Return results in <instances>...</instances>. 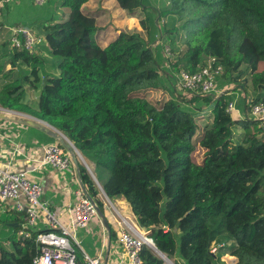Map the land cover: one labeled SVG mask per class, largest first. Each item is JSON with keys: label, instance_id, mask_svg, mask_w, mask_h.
<instances>
[{"label": "trees", "instance_id": "1", "mask_svg": "<svg viewBox=\"0 0 264 264\" xmlns=\"http://www.w3.org/2000/svg\"><path fill=\"white\" fill-rule=\"evenodd\" d=\"M88 1L32 2L24 17L16 15L23 19L16 27L35 29L42 43L50 39L62 53L49 63L37 51L12 48L10 33L0 47V105L48 122L95 164L106 195L125 198L163 253L144 245L145 264H164L161 257L169 264H224L226 254L240 264H264V132L257 121L227 112L239 87L254 90L243 99L264 102V0H167L158 9L148 0H117L147 37L122 30L106 46L96 17L83 11ZM60 8L66 14L52 22ZM209 65L221 70L219 87L234 89L219 96H152L173 94L174 78L163 70L194 73ZM25 85L38 90V101L23 102ZM193 99L206 102L210 126L198 123L206 112L200 108L196 116ZM199 146L201 162L193 155ZM79 166L104 213L94 178ZM13 212L3 222L9 248L0 241V264H33L39 245L34 237H17L26 214ZM77 264H87L81 250Z\"/></svg>", "mask_w": 264, "mask_h": 264}, {"label": "crops", "instance_id": "2", "mask_svg": "<svg viewBox=\"0 0 264 264\" xmlns=\"http://www.w3.org/2000/svg\"><path fill=\"white\" fill-rule=\"evenodd\" d=\"M91 0L86 2L83 5V11L85 14L95 16L97 19V23L102 27V30L98 36L99 43L102 46L108 45L111 41H113L117 35L120 33V25L115 23L117 18H120L122 22H129L135 29H137L143 37H147V33L139 27L138 22L135 18H131L127 15L126 11L122 9L117 0H101V4H98L94 8H87ZM149 5L151 7L164 8L167 7V0L161 2V0H148ZM32 0H13L7 6L0 7V18L7 17L8 15H22L26 12V5L32 3ZM55 4L51 5L54 7ZM66 10L64 8H60L58 11L54 13L53 21L61 18L62 15L66 14ZM13 20V19H12ZM114 21V25L112 27L113 30L106 33V30H109L107 26L108 22ZM119 20V19H118ZM7 20L8 27H16L23 19H17V22L14 23ZM50 22V23H52ZM0 23H3L0 21ZM112 25V24H111ZM11 28V29H12ZM33 29V28H31ZM35 30V29H33ZM11 32V30H10ZM130 32V31H126ZM135 32V31H133ZM130 32V33H133ZM10 36V33H9ZM10 39V37H9ZM154 42V41H153ZM158 50V54L160 56L161 63L165 64V56L162 48H156ZM32 77H35V72L30 73ZM164 75L172 76L170 85L171 89H173V94L175 96H179V92L177 90V81L176 76L172 74H167V72L163 70ZM18 75L15 76L17 78ZM231 85H226L224 88L219 87L217 84V89L219 92H225L230 88ZM26 90V94L23 97V102L28 104H33L38 101V90L31 88L29 85L23 86ZM171 90L167 92L171 94ZM183 97V96H182ZM245 97L244 94L237 91L234 99L237 100V107L239 112L234 113L233 118H243L248 117L246 114V103L248 100L243 99ZM183 99V98H182ZM195 99V98H194ZM192 100V105L195 106V101H199V99ZM233 99V100H234ZM250 100V99H249ZM200 104L198 103L197 106ZM3 108V107H2ZM196 108V107H195ZM11 110V109H10ZM15 111V110H13ZM17 113H21L18 112ZM19 115V114H18ZM20 116V115H19ZM241 131V130H239ZM55 137L47 134L46 132L33 127L26 126L20 121L12 119L10 117H5L0 120V167L7 169L9 171H26L28 174L39 181L44 189V193L42 195V201L48 204L50 210L56 212L59 221L64 225L70 228V231L73 232L76 237L81 240V245L83 250L92 256H96L99 253H102L104 257V264H118L123 259V248L121 250L119 243L118 234L121 229V225L123 217H129L134 224L138 225L142 230L146 231L139 225V221L136 215L133 213L131 206L128 202H126L125 198L120 197L116 198L114 201L117 203L124 212L114 216L112 212L108 209L107 199L110 198L106 195L105 191L103 194L99 189V197L104 202V214L107 219V225L103 222L101 216H97L90 221V224L87 228L77 229L72 227V209L69 210V207L74 206L79 198L78 191L80 187H82L81 182L78 183L79 175L75 173L73 168L69 171L60 173L56 169L51 166L39 167V160L42 156L43 145L46 143L57 141ZM204 150V149H203ZM205 153V150L203 154ZM90 168H92V172L95 175L96 167L95 164L91 161ZM88 172V168H87ZM78 173V172H77ZM90 175L91 173L88 172ZM93 175V174H92ZM96 183L101 182L97 179V177H93ZM82 179V178H81ZM104 175H102L101 181H104ZM83 182V181H82ZM106 199V200H105ZM15 201L12 199H7L4 202L0 200V241H2L3 245L9 248V245L3 240L4 228L3 222L9 224L15 218ZM107 211V212H106ZM17 225V224H16ZM48 223L45 217H41V220L38 223V228L41 226H47ZM51 228V227H50ZM101 235V238L98 235ZM84 241L87 245H89V250H86L83 246ZM96 241V242H95ZM114 247L115 255H113L112 249ZM82 251V250H81ZM113 255V256H112ZM231 258V259H230ZM225 260L224 264L236 263L238 260L235 256L226 254L223 256ZM122 264H125L124 262ZM172 264V263H171Z\"/></svg>", "mask_w": 264, "mask_h": 264}, {"label": "built area", "instance_id": "3", "mask_svg": "<svg viewBox=\"0 0 264 264\" xmlns=\"http://www.w3.org/2000/svg\"><path fill=\"white\" fill-rule=\"evenodd\" d=\"M13 0H0V7ZM35 5L41 6L47 0H32ZM43 42V37L29 27H14L11 29L10 46L13 48H24L31 52ZM161 38L150 44L155 48L160 44ZM167 56L173 57L169 46L165 47ZM221 74L219 67L211 65L190 73L181 70L176 73L177 90L180 95L187 98L195 96L221 95L217 89L218 76ZM246 114L252 120L258 122L259 128L264 132V102H252L248 100L245 106ZM227 112L231 115L239 112L237 100H231L227 106ZM79 155L83 153L74 148ZM43 157L39 160V167L51 166L57 171L69 170L73 165L71 153L60 144V141H52L43 146ZM87 167V166H86ZM76 173V172H75ZM79 173H76V175ZM80 178L78 183L80 184ZM44 189L39 181L32 179L26 171H9L0 167V200L7 199L15 201V210L26 214V221L17 230L18 238H35L39 245L40 252L33 258V264H77V251L82 250L84 260L87 264H104L102 253L92 256L83 250L81 240L64 226L58 219L56 212L50 210L48 204L42 201ZM78 201L72 209V227L77 229L87 228L90 221L98 216L95 203L89 198L86 192L80 187L77 192ZM96 201V200H95ZM41 217H45L48 227L59 229L58 231L42 232L37 231ZM119 224L121 229L118 234L119 243L123 248V259L120 263L145 264L142 256L144 245L153 246L154 241L149 231L142 230L134 224L129 217H123ZM36 234L34 235V232ZM214 251V250H213Z\"/></svg>", "mask_w": 264, "mask_h": 264}, {"label": "rangeland", "instance_id": "4", "mask_svg": "<svg viewBox=\"0 0 264 264\" xmlns=\"http://www.w3.org/2000/svg\"><path fill=\"white\" fill-rule=\"evenodd\" d=\"M164 0H161V2H163ZM102 2H101V0H91L90 1V3H89V5H88V7L87 8H94V7H96L98 4H101ZM31 5V6H30ZM29 6H30V8L32 9L33 7H34V5H33V3H29ZM158 9V8H157ZM28 7H26V12H25V14L28 12ZM17 18H19V17H17L16 15H8L7 17H2V18H0V21H2L3 23H0V47H1V45L4 43V42H6V41H9L8 40V37H9V33H11L10 32V30H11V28L12 27H8V24L6 23L7 22V20H9L10 22H13L14 20H16ZM13 19V20H12ZM119 19V20H118ZM115 23L116 24H119L120 25V29H121V31L123 30V31H130V32H133V31H138L137 29H135V26H133L132 24H130L129 22H122L121 21V19L120 18H117L116 20H115ZM114 23V21L112 20L111 21V24H110V21L108 22V24L107 25H109V26H107L108 27V29L109 30H106V33L107 32H110L111 30H113L112 29V27H113V25L115 24ZM120 31V32H121ZM134 33V32H133ZM44 40H45V36H44ZM44 44V45H43ZM38 52L39 54H41L42 56H44L46 59H48L49 60V63H50V61H54L55 60V56L56 55H60L62 52H61V49L60 48H58V47H56V45H54V43H52L51 42V40L50 39H46L45 41H44V43H42V45L41 46H39V47H37V49L34 51V52ZM23 69H26V67L25 68H23ZM27 71H30L29 70V68H27ZM32 72V71H31ZM233 87V85H231L230 86V88H232ZM250 87V88H249ZM240 88V91L239 92H241L242 94H244L246 97H250V98H253L254 97V90L252 89V87L251 86H248L247 88H248V90H245L244 88H241V87H239ZM246 88V89H247ZM232 89H234V88H232ZM174 94H169L168 92H164V91H158V92H155V93H153L152 94V96L153 97H155V98H160V97H162V96H164V97H172ZM198 103L200 104L199 106H197L198 105ZM194 107H196L195 108V115L197 116L198 115V112H200V108L201 109H203V112H206L205 113V117L203 118V119H201V120H199L198 121V123L200 124V125H202V126H204V127H208V126H210L211 125V117H210V114H208V109H207V104H206V102H204L203 103V101H195V106ZM5 110L4 109H2V106L0 105V113H2V112H4ZM19 112V111H18ZM19 115H20V117H23V118H25V119H27V120H34V118L31 116V115H29V114H25V113H18ZM48 123V122H47ZM49 124V123H48ZM25 125L26 126H29L28 124H26L25 123ZM51 124H49L48 126L51 128V129H53L54 131H56L59 135H60V137H63L62 136V134L58 131V130H56L55 128H54V126H50ZM258 127H253L252 129H251V131H254V130H256ZM70 140V139H69ZM59 141V140H58ZM44 146V145H43ZM64 146V145H63ZM65 147V146H64ZM78 149V148H77ZM68 150V149H67ZM74 150V149H73ZM75 151V153H76V157H77V159H78V162L80 163V164H82L86 169L88 168V172H90L91 173V176L92 177H95L97 174L99 175V172L98 171H95V175H94V173L92 172V168H90L91 166H90V163H89V159H87L84 155H79L77 152H76V150H74ZM203 152H204V150H203V148L202 147H198L197 149H196V151L194 152V158H195V160L197 161V162H201L202 160H203V158H204V154H203ZM43 150H42V156H41V158L43 157ZM40 158V159H41ZM92 162V161H91ZM87 166V167H86ZM46 167V166H45ZM71 168H73V170L77 173L78 172V170H77V167H76V165L73 163V165L70 167V169ZM69 169V170H70ZM68 169L67 170H63V171H61V170H59V172L60 173H64V172H67V171H69ZM101 173L104 175V178H107L108 177V172L106 171V170H102L101 171ZM93 174V175H92ZM102 174H101V178H102ZM30 176V175H29ZM31 177V176H30ZM32 178V177H31ZM33 179V178H32ZM35 180V179H34ZM95 180V179H94ZM96 182V181H95ZM97 184V186H98V189H100V192L103 194V192H104V189H103V187H102V185H100L99 183H96ZM107 199V205L109 206L108 207V209L112 212V214L114 215V216H116V214L117 215H119V213L120 214H123V210L119 207V206H117V203L114 201V200H109L108 198H106ZM105 199V200H106ZM107 212V211H106ZM138 219V218H137ZM98 237L99 238H101V235L99 234L98 235ZM96 242V241H95ZM5 246V245H4ZM83 246H84V248L86 249V250H89V245H87L86 244V242L84 241V244H83ZM120 246H122V245H120ZM6 247V246H5ZM121 250H122V247H121ZM112 252H113V255H115V250H114V247H113V249H112ZM156 252V251H155ZM157 253V252H156ZM158 254V253H157ZM112 255V256H113ZM159 256V255H158ZM172 262H173V260H171ZM223 261L225 262V260L223 259ZM174 263V262H173ZM164 264H169L168 262H166L165 260H164ZM175 264V263H174Z\"/></svg>", "mask_w": 264, "mask_h": 264}, {"label": "water", "instance_id": "5", "mask_svg": "<svg viewBox=\"0 0 264 264\" xmlns=\"http://www.w3.org/2000/svg\"><path fill=\"white\" fill-rule=\"evenodd\" d=\"M43 83H45V79L43 80ZM2 109H4L5 111L2 112V113H0V120L3 119V118H5V117H10V118L15 119V120H17V121H20V122H22V123H26V124H28L29 126L36 127V128H38V129H40V130L46 132L47 134L52 135V136L55 137L56 139H58V140H59V141H60V142H61V143H62V144L68 149V151L71 153V156H72V159H73V163L76 165L77 170H78V173H79V178L81 179L80 166H79L80 163L78 162V159H77V157H76V153H75V151L73 150L74 148L77 149V147L73 144L72 141L69 140V138H68L65 134H63L61 131H59L58 129H56V128L54 127L56 130H58V131L62 134L63 137H60V135H59L56 131H54L53 129H51V128L48 126L49 124H48L46 121H43V120L38 119V118H36V117H33V116H32V117L34 118V120H27V119H25V118H23V117H20V116L18 115L17 111H13V110H10V109H7V108H2ZM50 126H51V125H50ZM80 182H81L82 188H83V190L86 192L87 196H88L89 198H91L92 201L95 203L96 208H97V211H98V215L102 217L103 222L107 225V219H106V217H105V214L102 212V210L100 209V207H99V205L97 204V202L95 201V199H94V198L91 196V194L88 192L86 186H85L84 183L82 182V179L80 180ZM153 247L156 248L155 245H154ZM156 249H157V248H156ZM157 250H158V249H157ZM158 251H159V250H158ZM160 252H161V251H160ZM162 259H163V258H162ZM168 259H169V258H168ZM163 260H164V259H163ZM169 260H171V259H169ZM171 262H172V261H171ZM172 264H174V263L172 262ZM235 264H240V262H239L238 260H236V263H235Z\"/></svg>", "mask_w": 264, "mask_h": 264}, {"label": "bare ground", "instance_id": "6", "mask_svg": "<svg viewBox=\"0 0 264 264\" xmlns=\"http://www.w3.org/2000/svg\"><path fill=\"white\" fill-rule=\"evenodd\" d=\"M157 253H161V254H163L162 252H160V251H158L156 248L154 249ZM165 255V254H164ZM160 256V255H159ZM166 256V255H165ZM161 257V256H160ZM161 258H163V257H161ZM164 259V258H163ZM165 260V259H164Z\"/></svg>", "mask_w": 264, "mask_h": 264}]
</instances>
